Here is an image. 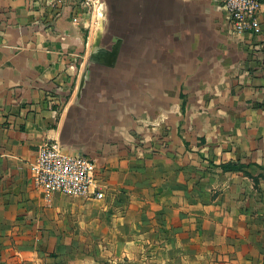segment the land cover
I'll list each match as a JSON object with an SVG mask.
<instances>
[{
    "label": "crops",
    "instance_id": "crops-1",
    "mask_svg": "<svg viewBox=\"0 0 264 264\" xmlns=\"http://www.w3.org/2000/svg\"><path fill=\"white\" fill-rule=\"evenodd\" d=\"M106 3L0 0V264H264V0L257 36L218 0ZM48 140L102 199L35 186Z\"/></svg>",
    "mask_w": 264,
    "mask_h": 264
},
{
    "label": "built area",
    "instance_id": "built-area-1",
    "mask_svg": "<svg viewBox=\"0 0 264 264\" xmlns=\"http://www.w3.org/2000/svg\"><path fill=\"white\" fill-rule=\"evenodd\" d=\"M66 1L48 0L54 11H59ZM263 0H218L229 16L231 32L236 36H257L260 32L257 13ZM82 13L100 9L102 0H78ZM76 21V18L74 19ZM96 164L93 158L67 152L55 140L42 143L36 158L30 164L31 179L46 195L60 193L70 197L102 199L103 192L96 183Z\"/></svg>",
    "mask_w": 264,
    "mask_h": 264
},
{
    "label": "trees",
    "instance_id": "trees-1",
    "mask_svg": "<svg viewBox=\"0 0 264 264\" xmlns=\"http://www.w3.org/2000/svg\"><path fill=\"white\" fill-rule=\"evenodd\" d=\"M220 168H221V170L223 172L241 170V166H238V165H235V164H232V163L221 165Z\"/></svg>",
    "mask_w": 264,
    "mask_h": 264
},
{
    "label": "water",
    "instance_id": "water-1",
    "mask_svg": "<svg viewBox=\"0 0 264 264\" xmlns=\"http://www.w3.org/2000/svg\"><path fill=\"white\" fill-rule=\"evenodd\" d=\"M104 1H106V2H110V1H112V0H104ZM99 50H97L96 49V53H93L92 55H91V57H90V59H89V64H91V63H95V61H96V55H97V53H100V52H98ZM86 72H87V69H86V71H85V75H86ZM85 75L83 76V79H82V86H83V84H84V82H85Z\"/></svg>",
    "mask_w": 264,
    "mask_h": 264
},
{
    "label": "rangeland",
    "instance_id": "rangeland-1",
    "mask_svg": "<svg viewBox=\"0 0 264 264\" xmlns=\"http://www.w3.org/2000/svg\"><path fill=\"white\" fill-rule=\"evenodd\" d=\"M102 4H104V8H105V13L108 15V14H110L111 12L112 13H116L117 12V9H116V7H115V5H113V7H114V9H110V11H109V9H108V6H107V3L104 1V0H102ZM105 4H106V6H105ZM111 10H113V11H111ZM60 194V193H59ZM63 195V194H62ZM66 196V195H65ZM68 197H70V196H68Z\"/></svg>",
    "mask_w": 264,
    "mask_h": 264
}]
</instances>
